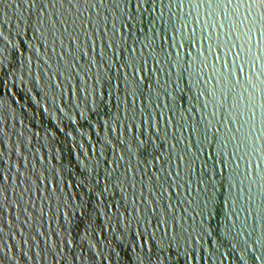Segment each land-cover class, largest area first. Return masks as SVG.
Instances as JSON below:
<instances>
[{
    "label": "water",
    "instance_id": "95a60500",
    "mask_svg": "<svg viewBox=\"0 0 264 264\" xmlns=\"http://www.w3.org/2000/svg\"><path fill=\"white\" fill-rule=\"evenodd\" d=\"M0 264H264V0H0Z\"/></svg>",
    "mask_w": 264,
    "mask_h": 264
}]
</instances>
